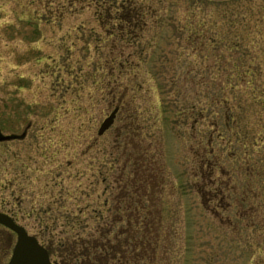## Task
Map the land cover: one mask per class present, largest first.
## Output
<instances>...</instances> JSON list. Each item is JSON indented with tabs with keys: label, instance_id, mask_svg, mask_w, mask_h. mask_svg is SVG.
<instances>
[{
	"label": "rangeland",
	"instance_id": "obj_1",
	"mask_svg": "<svg viewBox=\"0 0 264 264\" xmlns=\"http://www.w3.org/2000/svg\"><path fill=\"white\" fill-rule=\"evenodd\" d=\"M245 7L259 18L264 0H0V132L29 126L24 140L0 143V211L58 248L65 225L83 235L124 225V204L144 188L157 264H264V158L244 152L264 114L249 89L235 94L234 136L215 139L208 116L224 112L208 81L242 75L237 64L264 67V27L244 32ZM200 24L223 36L212 57L191 42ZM235 36L242 47L229 51ZM15 241L0 228V264Z\"/></svg>",
	"mask_w": 264,
	"mask_h": 264
},
{
	"label": "trees",
	"instance_id": "obj_2",
	"mask_svg": "<svg viewBox=\"0 0 264 264\" xmlns=\"http://www.w3.org/2000/svg\"><path fill=\"white\" fill-rule=\"evenodd\" d=\"M249 9L250 7H245L244 9L240 10L237 15L239 18H242L241 20L243 22H241L240 26L245 27L244 32L246 33L252 32L250 31L251 27H264V8H262L261 11L263 12L262 15H259V18L258 15L252 16L253 12L251 9ZM44 10L45 8H43V11ZM245 13H248V17L245 16ZM48 14L49 13H47V15ZM247 18L248 21L244 22L243 19ZM252 19L253 21L249 22ZM42 22L44 25L48 23L46 20H43ZM226 22L227 24L231 23L230 21L225 20V24ZM210 24L214 26V22L210 21ZM128 25H130V23H128ZM233 26H235V24H233L232 27ZM196 28H201V30L194 29L191 42L193 44L199 43L202 45L206 43L209 49V56L212 57V53L214 51H219L220 42L223 43V36L221 35V37H219L217 33L218 30L212 29L209 25L206 26L204 24H200L197 25ZM225 44L228 45L229 51L237 52L242 47L240 44H243V42L237 41L235 36L234 38L227 39ZM215 66L217 67L218 65L209 66V69H212L213 71ZM233 67L235 71H239L240 73L242 72V75L240 74L236 77H230L228 80H226V82H224V84L220 81H218L216 84L214 81H208V86L212 82V84L217 86L222 92L221 101L214 100L211 103L216 101L217 103L215 104L218 107H222L223 105V116H219L218 111H210L208 113V116L212 121L211 127L213 128V134H215L214 138L217 140H219V138L222 136L224 137L225 134H230L231 137L235 135L232 133V130L234 129L235 121H239V110H241L239 109L241 102L239 104L236 103L235 94L241 92L244 93L249 89L254 93L255 90V94L252 93L253 99L251 105H253L258 110V112L262 111L264 114V82L258 83L255 81L257 79H253L252 77L253 74H259L257 78H260L262 75H264V67L258 63L256 65L242 63ZM246 73H251L249 78H247L248 76ZM116 108L118 109V115L121 113V103L120 107L118 106ZM217 109L219 110V108ZM221 117H224L223 130L220 129L218 125V121L221 119ZM258 124L256 125V139L254 143L244 145L246 147L244 152L246 154L253 152L260 160L264 158V118L263 121H261V124ZM236 135L239 134L236 133ZM209 142L210 146L214 144L213 137L209 138ZM262 163L264 164V159ZM150 170H154V168L151 167ZM262 170L256 171L259 172V176H264V171L262 172ZM247 172L249 173L250 170L247 169ZM134 175H136L135 171ZM153 180L155 181V179ZM121 181L122 193L119 194V198L125 199L128 193L126 196L124 195V174L123 179L121 178ZM130 186H132V183L128 185V187ZM149 212V208H146L142 205L138 192L136 195L135 204H124V225L120 224L119 219L114 218L109 222L97 224L94 231L87 235H83V233L80 231L76 232V230H72L69 227L70 225H65L67 226V230L64 231V234H67V236H65V238L61 241L63 243L58 248L53 245V242L50 240L47 244L44 243L46 240L45 237L47 235L49 236L50 234L48 231L47 233L42 231L31 235L35 236L40 244L47 248L50 254L53 253V250H57V252L61 251V253L58 252L57 254V258H59L61 264H157V241L153 234L157 223L153 221ZM141 214L145 215V217L142 219L139 217ZM245 214L248 213L246 212ZM23 227L26 229L25 226ZM81 229L85 230V227L81 225ZM68 233L73 234L68 235ZM50 238L54 240L53 237L50 236Z\"/></svg>",
	"mask_w": 264,
	"mask_h": 264
},
{
	"label": "water",
	"instance_id": "obj_3",
	"mask_svg": "<svg viewBox=\"0 0 264 264\" xmlns=\"http://www.w3.org/2000/svg\"><path fill=\"white\" fill-rule=\"evenodd\" d=\"M117 109L106 117L100 124L97 135L101 137L113 125ZM21 136H3L0 133V142H8L23 139ZM0 225L12 231L16 235V243L8 264H51L48 251L42 247L37 239L28 235L26 230L17 225L9 216L0 213Z\"/></svg>",
	"mask_w": 264,
	"mask_h": 264
},
{
	"label": "flooded vegetation",
	"instance_id": "obj_4",
	"mask_svg": "<svg viewBox=\"0 0 264 264\" xmlns=\"http://www.w3.org/2000/svg\"><path fill=\"white\" fill-rule=\"evenodd\" d=\"M117 113H118V109H117ZM117 113H116V116H117ZM116 116H115V119H116ZM28 128H29V126L27 127V129H25L24 130V132L23 133H25V136H24V138L23 139H19V140H13V141H22V140H24L25 138H26V135H27V130H28ZM1 133V132H0ZM22 133V134H23ZM2 134V133H1ZM3 135V134H2ZM4 136H12V135H4ZM14 136H20V135H14ZM9 142H11V141H9ZM0 143H4V142H0ZM148 183V182H147ZM143 187H146V185H144ZM144 188H142V190L139 192V196H140V194L141 193H143L144 192ZM0 213H2V214H5V215H7V216H9L16 224H18V225H21V224H19V222L16 220V218L13 216V214L11 213H6V212H3V211H0ZM22 226V225H21ZM0 228L1 229H3V230H6V231H8L10 234H14L12 231H10V230H8L7 228H5V227H3V226H1L0 225ZM15 235V234H14ZM46 248V247H45ZM46 250H47V248H46ZM48 251V250H47ZM48 254H49V257H50V261H51V254H50V252L48 251ZM51 264H52V262H51Z\"/></svg>",
	"mask_w": 264,
	"mask_h": 264
}]
</instances>
